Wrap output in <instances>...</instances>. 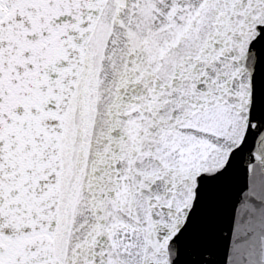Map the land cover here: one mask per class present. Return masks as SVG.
Listing matches in <instances>:
<instances>
[{"label": "snow or ice", "instance_id": "obj_1", "mask_svg": "<svg viewBox=\"0 0 264 264\" xmlns=\"http://www.w3.org/2000/svg\"><path fill=\"white\" fill-rule=\"evenodd\" d=\"M0 264H264V0H0Z\"/></svg>", "mask_w": 264, "mask_h": 264}]
</instances>
